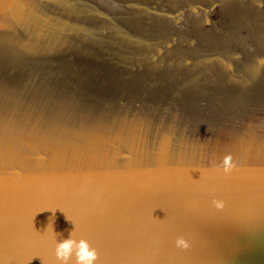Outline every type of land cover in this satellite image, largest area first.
<instances>
[{
  "label": "water",
  "instance_id": "obj_1",
  "mask_svg": "<svg viewBox=\"0 0 264 264\" xmlns=\"http://www.w3.org/2000/svg\"><path fill=\"white\" fill-rule=\"evenodd\" d=\"M72 231L97 264H264V0H0V264Z\"/></svg>",
  "mask_w": 264,
  "mask_h": 264
},
{
  "label": "clouds",
  "instance_id": "obj_2",
  "mask_svg": "<svg viewBox=\"0 0 264 264\" xmlns=\"http://www.w3.org/2000/svg\"><path fill=\"white\" fill-rule=\"evenodd\" d=\"M234 167L233 157L225 156L223 160L225 173L230 172ZM213 204L218 209L224 206L222 201H213ZM73 233L74 231L70 232L68 238L61 239L56 244L55 256L58 264H97L99 257L96 249L92 248L83 238L75 239ZM175 243L178 248L187 249L189 247L184 237L177 238Z\"/></svg>",
  "mask_w": 264,
  "mask_h": 264
}]
</instances>
